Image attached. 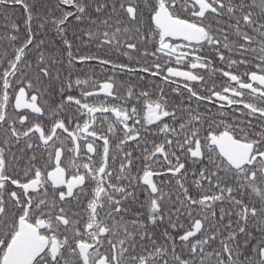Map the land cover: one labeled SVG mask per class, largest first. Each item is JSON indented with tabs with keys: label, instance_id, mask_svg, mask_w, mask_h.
I'll use <instances>...</instances> for the list:
<instances>
[{
	"label": "snow or ice",
	"instance_id": "6c2138e0",
	"mask_svg": "<svg viewBox=\"0 0 264 264\" xmlns=\"http://www.w3.org/2000/svg\"><path fill=\"white\" fill-rule=\"evenodd\" d=\"M0 264H264V0H0Z\"/></svg>",
	"mask_w": 264,
	"mask_h": 264
}]
</instances>
